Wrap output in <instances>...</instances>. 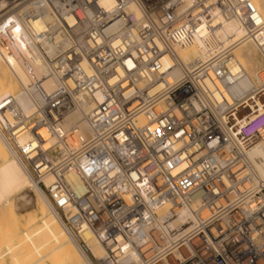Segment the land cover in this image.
I'll use <instances>...</instances> for the list:
<instances>
[{
  "label": "built area",
  "instance_id": "obj_1",
  "mask_svg": "<svg viewBox=\"0 0 264 264\" xmlns=\"http://www.w3.org/2000/svg\"><path fill=\"white\" fill-rule=\"evenodd\" d=\"M103 1L0 11L47 16L32 45L57 87L39 88L27 123L0 101L6 137L30 133L20 156L31 178L68 234L92 233L127 264H264V181L243 162L264 139V77L244 99L224 90L245 42L264 72V14L252 0ZM195 40L196 56L181 59Z\"/></svg>",
  "mask_w": 264,
  "mask_h": 264
},
{
  "label": "bare ground",
  "instance_id": "obj_2",
  "mask_svg": "<svg viewBox=\"0 0 264 264\" xmlns=\"http://www.w3.org/2000/svg\"><path fill=\"white\" fill-rule=\"evenodd\" d=\"M9 1L0 0V11ZM103 3L107 6L112 0ZM252 3L264 14V0H252ZM29 7L23 5L0 15V101L10 97L24 123L43 105L40 89L50 92L57 87L52 78L44 79L48 75L47 65L32 45V33L42 28L47 16L27 21L24 12ZM239 34L235 31L232 39ZM197 46L195 40L189 48L179 49L177 53L181 59L188 60L196 56ZM258 56L257 46L252 42L233 50L227 66L230 75L224 88L228 103L246 98L260 84L264 72ZM245 114L242 111L241 116ZM12 123L10 115L0 113V264H127L126 255L115 258L92 233L84 231L79 236L67 233L53 203L21 160L20 148L30 133L23 126L25 129L10 141L5 128ZM42 133L45 134L44 130ZM243 162L254 179L264 181V139L245 150ZM49 180L44 177L43 184L48 185ZM30 194L35 198L34 208L19 214L20 209L30 204ZM180 212L181 219L188 216L186 211ZM117 243L124 241L118 237Z\"/></svg>",
  "mask_w": 264,
  "mask_h": 264
},
{
  "label": "rangeland",
  "instance_id": "obj_3",
  "mask_svg": "<svg viewBox=\"0 0 264 264\" xmlns=\"http://www.w3.org/2000/svg\"><path fill=\"white\" fill-rule=\"evenodd\" d=\"M259 57V56H258ZM261 62V61H260ZM33 194H30V204L25 208V209H20L19 210V214H26L25 212L27 210H31L34 208V204H35V198L34 196H32Z\"/></svg>",
  "mask_w": 264,
  "mask_h": 264
}]
</instances>
